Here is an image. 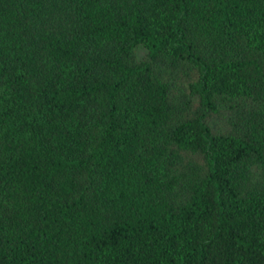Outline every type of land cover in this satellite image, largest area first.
I'll list each match as a JSON object with an SVG mask.
<instances>
[{"label":"trees","instance_id":"trees-1","mask_svg":"<svg viewBox=\"0 0 264 264\" xmlns=\"http://www.w3.org/2000/svg\"><path fill=\"white\" fill-rule=\"evenodd\" d=\"M0 264H264V0H0Z\"/></svg>","mask_w":264,"mask_h":264}]
</instances>
